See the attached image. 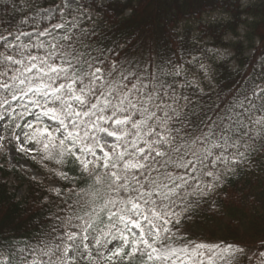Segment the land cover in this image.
Here are the masks:
<instances>
[{
  "label": "snow or ice",
  "instance_id": "snow-or-ice-1",
  "mask_svg": "<svg viewBox=\"0 0 264 264\" xmlns=\"http://www.w3.org/2000/svg\"><path fill=\"white\" fill-rule=\"evenodd\" d=\"M4 3L19 19H0V142L65 183L47 228L0 232V264H264V241L249 252L182 231L264 154V84L240 72L205 91L211 65L192 51L209 50L187 46L178 14L136 44L110 0Z\"/></svg>",
  "mask_w": 264,
  "mask_h": 264
},
{
  "label": "trees",
  "instance_id": "trees-1",
  "mask_svg": "<svg viewBox=\"0 0 264 264\" xmlns=\"http://www.w3.org/2000/svg\"><path fill=\"white\" fill-rule=\"evenodd\" d=\"M53 2L48 0V6ZM22 3L23 0H17L18 7ZM110 3L117 35L138 36L136 44L141 41L147 44L150 38L157 37L160 22L170 14H178L184 18L179 26L187 32L189 48L231 51L232 55L224 59L211 55L210 51H192V55L203 56L211 65L214 79L205 91L212 90L218 80L231 79L233 83L240 80V72H245L244 79L251 77L255 83L264 84L261 75L264 0H110ZM5 10L4 0H0V19H19L18 14L9 16ZM202 26L209 34L201 39ZM31 165L35 167L36 164L31 162ZM48 173L63 187L65 182L59 176L53 171L48 170ZM0 175L2 178L11 176L18 188H24L17 198L7 182L0 181V232L8 234L9 239L22 240L31 237L41 225L47 228L52 221L44 218L45 213L54 210L58 203L50 195L49 188L4 166L0 167ZM49 200L54 202L48 203ZM37 219L39 225L35 223ZM182 231L192 240L225 241L239 244L249 252L256 250L264 241V154L256 156L250 168L211 192L201 209L185 222ZM240 264H247L246 259L242 258Z\"/></svg>",
  "mask_w": 264,
  "mask_h": 264
},
{
  "label": "rangeland",
  "instance_id": "rangeland-1",
  "mask_svg": "<svg viewBox=\"0 0 264 264\" xmlns=\"http://www.w3.org/2000/svg\"><path fill=\"white\" fill-rule=\"evenodd\" d=\"M209 51L211 55H215L220 59L228 58L232 55L231 51L229 50L210 48ZM261 61L264 62V58ZM211 84L212 83H209L208 81H203L201 86L206 89V87L211 86ZM0 144H2V147H0V167L4 166L10 170L15 169L24 176L31 177L32 179L43 183L49 189L60 187V185L54 181L51 173H48V170L51 168V164L41 160V157L39 155L35 153H29L25 155L17 151V145L15 141H12L11 143H9L8 141H4L0 142ZM31 162H34L36 164L34 165L35 167L31 165ZM0 181L7 182L8 186L10 187V191L12 193H15L17 198H19L23 194L24 188H18V183L11 176L2 178L0 175Z\"/></svg>",
  "mask_w": 264,
  "mask_h": 264
}]
</instances>
